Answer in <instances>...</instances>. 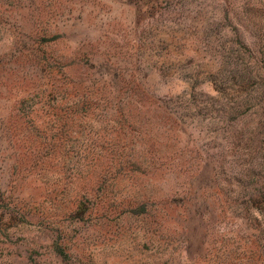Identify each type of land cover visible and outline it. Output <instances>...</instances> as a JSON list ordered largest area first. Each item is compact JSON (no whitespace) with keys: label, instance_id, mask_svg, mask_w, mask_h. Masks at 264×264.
I'll return each mask as SVG.
<instances>
[{"label":"rangeland","instance_id":"1","mask_svg":"<svg viewBox=\"0 0 264 264\" xmlns=\"http://www.w3.org/2000/svg\"><path fill=\"white\" fill-rule=\"evenodd\" d=\"M263 190L264 0H0V264H250Z\"/></svg>","mask_w":264,"mask_h":264},{"label":"trees","instance_id":"2","mask_svg":"<svg viewBox=\"0 0 264 264\" xmlns=\"http://www.w3.org/2000/svg\"><path fill=\"white\" fill-rule=\"evenodd\" d=\"M261 199H264V190L263 191H256V193L253 195V197L250 198V201L246 204L249 208V212L247 211L248 218L244 217V220L249 221V218L252 216L250 214V210H253L258 213L264 214V205ZM252 223L254 225H249L248 222H246L245 228H243V231L245 233V238L247 239L246 246H248L249 249L256 250V252L253 254V257H249L248 262L250 264H264V238H260L261 236L257 235V232L260 234L263 230V225L260 223L259 219L253 218ZM231 259V258H230Z\"/></svg>","mask_w":264,"mask_h":264}]
</instances>
